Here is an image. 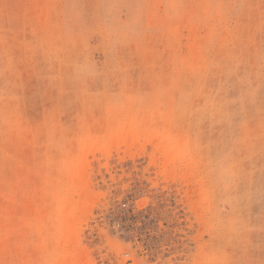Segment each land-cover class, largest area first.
<instances>
[{
  "label": "rangeland",
  "instance_id": "374dc122",
  "mask_svg": "<svg viewBox=\"0 0 264 264\" xmlns=\"http://www.w3.org/2000/svg\"><path fill=\"white\" fill-rule=\"evenodd\" d=\"M0 264H264V0H0Z\"/></svg>",
  "mask_w": 264,
  "mask_h": 264
}]
</instances>
